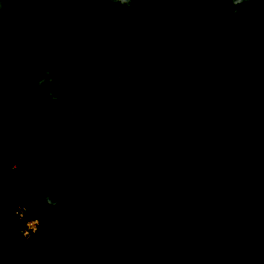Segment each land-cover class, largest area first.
<instances>
[{"label": "trees", "instance_id": "obj_1", "mask_svg": "<svg viewBox=\"0 0 264 264\" xmlns=\"http://www.w3.org/2000/svg\"><path fill=\"white\" fill-rule=\"evenodd\" d=\"M0 264H264V0H0Z\"/></svg>", "mask_w": 264, "mask_h": 264}, {"label": "clouds", "instance_id": "obj_2", "mask_svg": "<svg viewBox=\"0 0 264 264\" xmlns=\"http://www.w3.org/2000/svg\"><path fill=\"white\" fill-rule=\"evenodd\" d=\"M113 2H115V0H113ZM244 2H245V0H232V3H233L234 5H240V4L244 3ZM247 2H251V0H247ZM119 3H121V4H128V3H129V0H119ZM237 14H238V13H237ZM49 82H50V81H49ZM43 83H44V80H40V81H39V84H43ZM60 86L63 87L64 85L61 84ZM49 95H51V93H50ZM53 99H58V95H57V96H53ZM70 113H71L72 115H75V114H76V113H75V109H74V108H73V109H70ZM69 122H71V121H69ZM45 200H46V202H47L49 205H53V206H54V202L51 200L50 197H45ZM24 219H25V221L30 220V219H26V218H24ZM32 220H35V219H32ZM38 223H39L38 220L33 221L32 223H30V224L28 225V227L31 228L32 231L34 232V231H36V227H35V225H37ZM24 226H25V225H24ZM24 235L27 236L28 233L25 232Z\"/></svg>", "mask_w": 264, "mask_h": 264}, {"label": "built area", "instance_id": "obj_3", "mask_svg": "<svg viewBox=\"0 0 264 264\" xmlns=\"http://www.w3.org/2000/svg\"><path fill=\"white\" fill-rule=\"evenodd\" d=\"M22 210V208L20 209V211ZM20 211H18L17 212V216L18 217H20V218H24L22 215H21V212ZM33 221H36V220H27V221H25V228H24V230H23V232H22V234L24 235V233L25 232H27L28 234H29V232H32V229L31 228H29L28 227V225L30 224V223H32ZM36 226V225H35ZM25 236V235H24ZM28 236V235H27ZM27 236H25V237H27Z\"/></svg>", "mask_w": 264, "mask_h": 264}, {"label": "rangeland", "instance_id": "obj_4", "mask_svg": "<svg viewBox=\"0 0 264 264\" xmlns=\"http://www.w3.org/2000/svg\"><path fill=\"white\" fill-rule=\"evenodd\" d=\"M19 220V224H21V225H25L24 223H25V219L24 218H20V219H18Z\"/></svg>", "mask_w": 264, "mask_h": 264}]
</instances>
